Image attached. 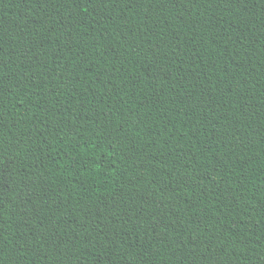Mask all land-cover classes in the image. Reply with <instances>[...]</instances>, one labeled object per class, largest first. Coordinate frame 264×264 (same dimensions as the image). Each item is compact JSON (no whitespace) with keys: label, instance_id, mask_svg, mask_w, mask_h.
I'll return each instance as SVG.
<instances>
[{"label":"trees","instance_id":"obj_1","mask_svg":"<svg viewBox=\"0 0 264 264\" xmlns=\"http://www.w3.org/2000/svg\"><path fill=\"white\" fill-rule=\"evenodd\" d=\"M0 264H264V0H0Z\"/></svg>","mask_w":264,"mask_h":264}]
</instances>
